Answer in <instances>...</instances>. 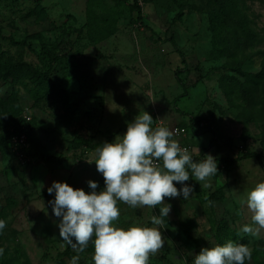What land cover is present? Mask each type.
<instances>
[{"label": "rangeland", "instance_id": "374dc122", "mask_svg": "<svg viewBox=\"0 0 264 264\" xmlns=\"http://www.w3.org/2000/svg\"><path fill=\"white\" fill-rule=\"evenodd\" d=\"M230 1L136 0L137 8L116 0H0V219L7 224L0 264H70L74 255L78 264H92L91 243L77 253L60 238L47 188L57 181L90 192L93 180L103 190V176L87 161L144 111L154 126L185 124L181 139L195 160L221 159L211 187L190 179L187 200L165 198L166 242L150 264H177L179 254L191 264L202 248L228 240L252 249L246 264H264V231L241 232L251 221L239 204L264 182V112L252 93L226 85V64L237 63L241 80L260 69L264 0H237L253 34L238 19L214 18ZM237 40L229 56L225 50ZM11 64L18 66L13 72ZM20 118L26 122L14 124ZM20 128L30 141L24 161L1 144ZM43 153L64 158L48 162ZM118 206L119 227L152 226L151 215H159V208Z\"/></svg>", "mask_w": 264, "mask_h": 264}, {"label": "clouds", "instance_id": "9594fccd", "mask_svg": "<svg viewBox=\"0 0 264 264\" xmlns=\"http://www.w3.org/2000/svg\"><path fill=\"white\" fill-rule=\"evenodd\" d=\"M155 121L148 112L139 113L127 123L122 136L95 149V160L87 162L95 163L103 176V190L97 191L98 183L93 180L87 182L90 192L57 181L47 188L49 195L55 194L48 203L60 218V238L77 253H83L91 243L92 264H150L166 242L161 230L171 205L165 203V198L183 196L187 200L194 186L185 182L191 179L209 188L211 178L218 173L214 156L206 154L204 159L195 160L189 149L174 139L180 130L170 129L162 121L154 126ZM176 184L182 187L178 189ZM119 203L134 209L159 208V215H151L152 226L119 227ZM239 204L250 213L251 221L242 226L241 232L259 236L264 231V182L245 193ZM6 226V221L0 219V231ZM79 259L74 255L70 264H78ZM175 259L177 264H189L185 254ZM251 259L252 249L247 244L228 240L202 248L191 264H246Z\"/></svg>", "mask_w": 264, "mask_h": 264}, {"label": "trees", "instance_id": "16d2710c", "mask_svg": "<svg viewBox=\"0 0 264 264\" xmlns=\"http://www.w3.org/2000/svg\"><path fill=\"white\" fill-rule=\"evenodd\" d=\"M116 1H120V2H127L129 3L132 7H136L138 8V4L136 2V0H133L132 2L130 0H116ZM225 8V10H224ZM224 8H222V11L219 12L218 14L215 15V19L221 21L222 24H224L227 20L231 19L232 17L235 19L240 20L239 21V25L241 26V28L244 30V33H252V31L250 30H246V27L249 25L247 22V16L246 14H244L243 10L244 7L242 5V2H237V0H231L228 4L224 5ZM220 34H222V30L220 32ZM253 34V33H252ZM250 35V34H247ZM235 39V37L237 36L236 34L233 35ZM228 41H225V43ZM240 47V41L238 42L235 41V45L231 46L229 48H227L225 51H228V55L232 56L236 53V51L239 49ZM257 55L260 57V69L256 72H249L248 75H246V77L244 78V80H241L239 78H236V76L238 75V73L240 74L241 72L239 70H237L236 66L237 63H232V64H226L227 67H231L230 71L232 73H229L228 76H226V85L228 86V88L231 90V92L236 91V89H238L239 87L242 88L243 91H248V94L254 95L255 97V101L257 103V105H259V112H264V47L260 48L257 47ZM18 68L17 64H11L9 65V71L13 72ZM233 72H235V74H233ZM45 79H48L47 75L45 74ZM260 89V93L261 94H257L258 90ZM20 122H26L25 118H20V120H17L14 122V124H18ZM195 122L191 123V127L194 128L193 124ZM182 125H185L183 123H180ZM19 132H25L26 131L23 128H20L18 130H15L14 132H12V135L15 133H19ZM12 135L8 138V142H2L1 144L3 146L7 145V149H9L10 151H12V146H11V137ZM27 135V133H26ZM28 138V136H27ZM29 141V138H28ZM70 147V145H69ZM29 150H30V141H29V146L25 149L26 154H29ZM13 152V151H12ZM248 156H252L251 153L249 152H245V154L243 155V157H248ZM42 157L48 161V162H55V163H61L63 161L64 155L63 154H59V155H55V154H51V153H43ZM217 162L220 161V158H216ZM227 163L229 160H226ZM209 198L210 200L214 201L217 198H219V191H215V192H211L209 194Z\"/></svg>", "mask_w": 264, "mask_h": 264}, {"label": "built area", "instance_id": "2783aa9c", "mask_svg": "<svg viewBox=\"0 0 264 264\" xmlns=\"http://www.w3.org/2000/svg\"><path fill=\"white\" fill-rule=\"evenodd\" d=\"M25 117L30 118L28 114ZM166 127H169L170 129L173 130L175 129L180 130L179 134L174 136V139L178 140V142L182 147H187L190 152L192 151L191 145L187 144L181 139L183 136H185L188 133V127L186 125L172 124ZM11 146H12V150L15 152L16 156H18L21 159V161L27 159V154L25 152V149L29 146V141L25 132L15 133L11 137Z\"/></svg>", "mask_w": 264, "mask_h": 264}]
</instances>
